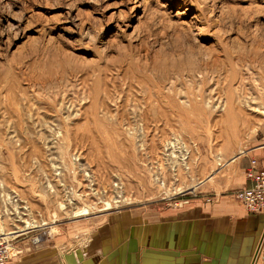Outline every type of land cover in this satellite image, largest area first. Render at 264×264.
<instances>
[{
	"label": "rangeland",
	"instance_id": "rangeland-1",
	"mask_svg": "<svg viewBox=\"0 0 264 264\" xmlns=\"http://www.w3.org/2000/svg\"><path fill=\"white\" fill-rule=\"evenodd\" d=\"M263 137L264 0H0L3 264H95Z\"/></svg>",
	"mask_w": 264,
	"mask_h": 264
},
{
	"label": "crops",
	"instance_id": "crops-1",
	"mask_svg": "<svg viewBox=\"0 0 264 264\" xmlns=\"http://www.w3.org/2000/svg\"><path fill=\"white\" fill-rule=\"evenodd\" d=\"M251 158L264 166V137L239 156L234 176L220 191L181 197L156 217L112 227L126 230L125 238L122 231L99 238L110 244L101 245L103 257L95 264H264V209L248 212L233 196L235 189L253 183L246 174ZM50 252L20 264H54L59 254ZM66 257L70 254L62 259Z\"/></svg>",
	"mask_w": 264,
	"mask_h": 264
},
{
	"label": "built area",
	"instance_id": "built-area-1",
	"mask_svg": "<svg viewBox=\"0 0 264 264\" xmlns=\"http://www.w3.org/2000/svg\"><path fill=\"white\" fill-rule=\"evenodd\" d=\"M246 174L252 178L250 186L235 189L233 196L239 200L244 208L251 213L264 209V166L260 165L255 158L250 159ZM7 257L6 249L0 246V264Z\"/></svg>",
	"mask_w": 264,
	"mask_h": 264
},
{
	"label": "bare ground",
	"instance_id": "bare-ground-1",
	"mask_svg": "<svg viewBox=\"0 0 264 264\" xmlns=\"http://www.w3.org/2000/svg\"><path fill=\"white\" fill-rule=\"evenodd\" d=\"M245 100H246V98H245ZM250 100V99H249ZM248 99H247V101H249ZM251 101V100H250ZM245 102V101H244ZM248 103V102H247ZM245 104H246V102H245ZM249 105V104H248ZM232 108V107H231ZM236 108V107H235ZM258 108H261L260 106L258 107ZM235 110V109H234ZM260 110V109H259ZM261 111V110H260ZM234 115V114H233ZM230 116V115H229ZM232 116V115H231ZM232 118H233V116H232ZM32 224L30 223V222H27L26 224H25V226L24 227H30ZM20 231V230H19Z\"/></svg>",
	"mask_w": 264,
	"mask_h": 264
}]
</instances>
